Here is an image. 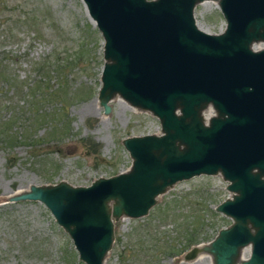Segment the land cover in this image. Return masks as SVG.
<instances>
[{
	"label": "water",
	"instance_id": "water-1",
	"mask_svg": "<svg viewBox=\"0 0 264 264\" xmlns=\"http://www.w3.org/2000/svg\"><path fill=\"white\" fill-rule=\"evenodd\" d=\"M199 1L83 0L103 37L99 104L108 113L118 96L155 115L161 131L122 139L126 170L9 197L42 202L85 264H104L114 221L146 215L159 194L200 174L227 181L231 195L215 209L232 221L184 257L264 264V0H215L225 20L216 33L198 26Z\"/></svg>",
	"mask_w": 264,
	"mask_h": 264
},
{
	"label": "rangeland",
	"instance_id": "rangeland-1",
	"mask_svg": "<svg viewBox=\"0 0 264 264\" xmlns=\"http://www.w3.org/2000/svg\"><path fill=\"white\" fill-rule=\"evenodd\" d=\"M194 16L209 32L225 23L214 1ZM102 49L83 0H0V264H85L42 202L9 197L32 183L87 185L126 170L122 139L161 132L155 115L118 96L104 112ZM226 183L196 175L159 194L146 215L120 217L104 264H209L184 254L231 223L215 209L231 195Z\"/></svg>",
	"mask_w": 264,
	"mask_h": 264
},
{
	"label": "bare ground",
	"instance_id": "bare-ground-1",
	"mask_svg": "<svg viewBox=\"0 0 264 264\" xmlns=\"http://www.w3.org/2000/svg\"><path fill=\"white\" fill-rule=\"evenodd\" d=\"M208 0H205V1H203L202 3H206ZM211 1H214V2H217V1H215V0H211ZM214 4H216V3H214ZM261 46H264V42H259L258 44H257V48H259V47H261ZM256 48V49H257ZM208 113L209 114H211V109H208ZM127 217L126 216H123V217H121V219L123 220V219H126ZM246 251H247V249H246ZM208 258L209 259V264H213V259H212V257L211 256H209L206 252H200V254H199V256H198V258ZM197 258V259H198Z\"/></svg>",
	"mask_w": 264,
	"mask_h": 264
},
{
	"label": "flooded vegetation",
	"instance_id": "flooded-vegetation-1",
	"mask_svg": "<svg viewBox=\"0 0 264 264\" xmlns=\"http://www.w3.org/2000/svg\"><path fill=\"white\" fill-rule=\"evenodd\" d=\"M203 1H205V0H203ZM203 1H199V2H197L196 4H195V6H194V9H195V7H196V5L197 4H200V3H202ZM208 1H211V0H208ZM223 17V16H222ZM224 19V18H223ZM224 22H225V20H224ZM224 26H225V23L223 24V27L219 30V31H222L223 29H224ZM219 31H216V32H219ZM215 32V33H216Z\"/></svg>",
	"mask_w": 264,
	"mask_h": 264
},
{
	"label": "trees",
	"instance_id": "trees-1",
	"mask_svg": "<svg viewBox=\"0 0 264 264\" xmlns=\"http://www.w3.org/2000/svg\"><path fill=\"white\" fill-rule=\"evenodd\" d=\"M60 68H62V66L60 65Z\"/></svg>",
	"mask_w": 264,
	"mask_h": 264
}]
</instances>
